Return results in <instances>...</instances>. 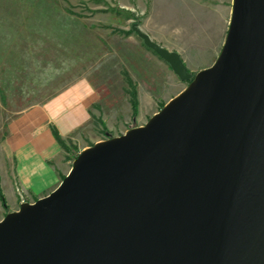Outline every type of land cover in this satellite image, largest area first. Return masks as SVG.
<instances>
[{
	"label": "water",
	"instance_id": "obj_1",
	"mask_svg": "<svg viewBox=\"0 0 264 264\" xmlns=\"http://www.w3.org/2000/svg\"><path fill=\"white\" fill-rule=\"evenodd\" d=\"M142 126L76 157L0 220V264H264V0H233L223 48Z\"/></svg>",
	"mask_w": 264,
	"mask_h": 264
},
{
	"label": "rangeland",
	"instance_id": "obj_2",
	"mask_svg": "<svg viewBox=\"0 0 264 264\" xmlns=\"http://www.w3.org/2000/svg\"><path fill=\"white\" fill-rule=\"evenodd\" d=\"M232 5L233 0H0V144L13 119L79 82L91 84L98 99L79 142L55 131L70 167L82 145L144 125L190 81L181 80L133 26L177 52L195 75L217 60ZM4 198L0 174V220L12 212Z\"/></svg>",
	"mask_w": 264,
	"mask_h": 264
},
{
	"label": "crops",
	"instance_id": "obj_3",
	"mask_svg": "<svg viewBox=\"0 0 264 264\" xmlns=\"http://www.w3.org/2000/svg\"><path fill=\"white\" fill-rule=\"evenodd\" d=\"M91 84L79 82L43 105L28 108L13 119L0 144L1 189L11 211L50 194L69 173L66 152L55 136L81 139L97 100ZM101 139H94V143ZM89 147L82 145L81 151ZM21 197L20 200L19 193Z\"/></svg>",
	"mask_w": 264,
	"mask_h": 264
},
{
	"label": "trees",
	"instance_id": "obj_4",
	"mask_svg": "<svg viewBox=\"0 0 264 264\" xmlns=\"http://www.w3.org/2000/svg\"><path fill=\"white\" fill-rule=\"evenodd\" d=\"M57 139L61 142V140H60V137L59 136H57ZM3 202H4V206L6 207V203H5V198L3 199Z\"/></svg>",
	"mask_w": 264,
	"mask_h": 264
}]
</instances>
